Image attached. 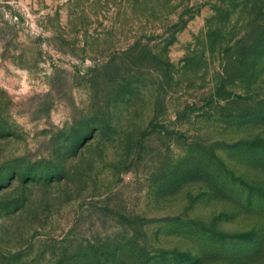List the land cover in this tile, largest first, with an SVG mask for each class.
Listing matches in <instances>:
<instances>
[{
  "label": "rangeland",
  "instance_id": "obj_1",
  "mask_svg": "<svg viewBox=\"0 0 264 264\" xmlns=\"http://www.w3.org/2000/svg\"><path fill=\"white\" fill-rule=\"evenodd\" d=\"M0 264H264V0H0Z\"/></svg>",
  "mask_w": 264,
  "mask_h": 264
}]
</instances>
